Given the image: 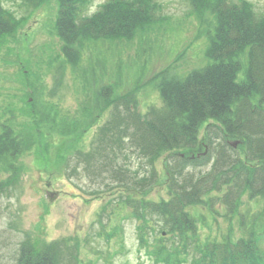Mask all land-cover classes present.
<instances>
[{"label":"rangeland","instance_id":"374dc122","mask_svg":"<svg viewBox=\"0 0 264 264\" xmlns=\"http://www.w3.org/2000/svg\"><path fill=\"white\" fill-rule=\"evenodd\" d=\"M106 1L66 3L79 16H90ZM227 1L264 16V0ZM215 2L137 1L135 8L151 9L150 22L136 25L126 37L80 38L68 48V58L55 28L59 0H0V19L7 31L0 28V130L17 127L33 143L14 164L0 162V184L10 188L0 196V264H18L23 244L39 253L55 248L60 264H165L159 260H165V254L176 258L172 251L180 244L172 241V249L161 250L152 229L146 230L140 246V224L127 204L117 200L119 194L125 196L121 186L92 184L82 174L68 178L73 158L68 174L65 169L70 156L89 151L108 118L110 98L104 101L100 93L109 90L114 99L131 95L144 112L161 105L159 87L164 80H179L206 66ZM239 61V79L244 80L243 54ZM206 128H200V142ZM203 152L201 146L199 154ZM127 155L125 163L133 169L146 167ZM165 160L162 155L156 163L159 180L145 195L149 200L168 198ZM216 202L213 214L206 206L188 209L197 242L215 244L224 256L228 242L250 237L252 222L254 233L264 234V198L243 199L247 226L231 217L236 212L230 214ZM261 247L264 251V242Z\"/></svg>","mask_w":264,"mask_h":264},{"label":"trees","instance_id":"16d2710c","mask_svg":"<svg viewBox=\"0 0 264 264\" xmlns=\"http://www.w3.org/2000/svg\"><path fill=\"white\" fill-rule=\"evenodd\" d=\"M137 1L108 0L94 14L79 16L66 0H59L55 28L65 56L70 57L68 48L80 38L126 37L136 25L150 22L151 9L135 8ZM214 12L206 66L179 80H164L159 87L161 105L145 112L136 108L131 95L114 99L109 90L100 93L104 101L110 98L108 118L89 151L67 159L65 173L73 158L75 167L68 178L82 174L92 184L121 186L119 192L125 196L121 193L117 200L126 203L139 222L140 246L145 244L147 229L160 240L161 250L172 249L168 247L172 241L180 244V249L172 251L176 258L165 254V260L159 259L162 263L264 264V234L254 233L253 222L250 237L228 242L224 256L215 244L204 245L192 236L195 223L189 208L206 206L213 214L218 201L247 226V216L241 212L243 199L264 198V16L227 0H216ZM1 27L6 33L0 19ZM242 54L244 80L239 79ZM204 124L207 128L200 142ZM201 146L205 152L199 154ZM32 147L17 127L0 130L1 163L14 164L20 153ZM127 154L146 167L127 165ZM162 155L166 156L168 198L149 200L145 195L154 191L159 180L156 163ZM8 190L0 184V196ZM28 246H21L18 264H60L55 248L39 253Z\"/></svg>","mask_w":264,"mask_h":264}]
</instances>
